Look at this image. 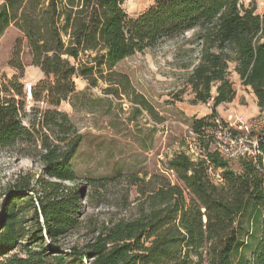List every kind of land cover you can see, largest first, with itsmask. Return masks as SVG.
Segmentation results:
<instances>
[{
    "label": "trees",
    "instance_id": "obj_1",
    "mask_svg": "<svg viewBox=\"0 0 264 264\" xmlns=\"http://www.w3.org/2000/svg\"><path fill=\"white\" fill-rule=\"evenodd\" d=\"M125 1L0 0V38L11 26L24 36L31 65L45 76L31 97L44 93L54 107L26 125L22 83L16 75L0 80V150L20 146L42 167L37 177L17 178L0 203V264H264V143L238 170L210 148L216 120L226 124L216 108L236 96L232 70L264 107L263 17L239 0H153L131 17ZM189 31L200 47L188 79L192 101H213L210 114L190 121L202 154L175 152L148 179L117 173L81 182L72 159L82 135L57 109L76 95L74 79L111 85L120 61ZM21 53L17 40L10 65L20 75ZM102 206L123 213L83 219L84 208ZM82 227L83 241L64 248Z\"/></svg>",
    "mask_w": 264,
    "mask_h": 264
},
{
    "label": "rangeland",
    "instance_id": "obj_2",
    "mask_svg": "<svg viewBox=\"0 0 264 264\" xmlns=\"http://www.w3.org/2000/svg\"><path fill=\"white\" fill-rule=\"evenodd\" d=\"M239 1L245 7L256 6V13L263 17L264 24V0ZM152 3L153 0H126L123 8L129 16L135 17ZM192 34L189 31L177 38L162 41L151 49L120 61L113 69L111 85L108 81L98 80L96 86H90L82 78L74 79L76 95L63 101L57 109L68 114L82 135V142L72 159V167L81 182L85 178L117 173H136L148 179L153 173L164 169L167 159L175 152L185 151L191 157L202 154L201 143L192 134L190 121L210 114L213 101H192L193 93L188 79L200 52ZM17 40L22 45V75L10 65ZM232 68L233 65L230 70ZM14 75L22 83L26 95L24 124L28 125L29 118L37 111L54 109L42 101L44 93H41L38 101L33 96L30 99L27 97L26 86L31 84L32 92L40 91V81L45 76L39 67L31 65L26 39L11 26L0 38V80ZM232 76L230 73V79L235 84ZM236 90L247 94L248 102L242 97L238 103L242 109L249 111V92L238 87ZM139 100H144L150 109H145L138 103ZM222 111L227 115L226 119L222 118L225 123H234L237 116L250 118L249 114L238 112L231 105ZM229 163L233 169H239L238 161ZM41 168L37 155L25 156L20 146L1 149L0 203L17 178L25 175L37 177L42 172ZM218 174L219 171H212L215 179L219 177ZM168 176L173 179L170 173ZM115 191V188L110 189V198L116 195ZM136 195L133 189L130 198L134 199ZM84 212L85 220L92 215L103 220L112 214L120 216L123 213L108 206L84 208ZM87 235V228L82 227L61 242L64 248H69L74 243L82 242Z\"/></svg>",
    "mask_w": 264,
    "mask_h": 264
},
{
    "label": "built area",
    "instance_id": "obj_3",
    "mask_svg": "<svg viewBox=\"0 0 264 264\" xmlns=\"http://www.w3.org/2000/svg\"><path fill=\"white\" fill-rule=\"evenodd\" d=\"M31 92L32 85L28 84L26 93L29 99ZM216 124L211 131V146L223 158L234 162L254 158L259 153L260 143H264V109L248 119L237 116L234 123L223 125L216 120Z\"/></svg>",
    "mask_w": 264,
    "mask_h": 264
},
{
    "label": "crops",
    "instance_id": "obj_4",
    "mask_svg": "<svg viewBox=\"0 0 264 264\" xmlns=\"http://www.w3.org/2000/svg\"><path fill=\"white\" fill-rule=\"evenodd\" d=\"M231 74L233 75L232 77H233V80L235 82L234 87L236 86V83H237L238 85L236 87L242 88L243 90H247L249 92V111H246L245 109H242V106L239 105V103H238V100L240 98H242V97L245 98L246 102H248V100L246 98L247 94H244L243 93L244 91L236 90V87H235V90H236L235 98L233 99L232 102L220 104L216 108L218 114L221 115V118L226 119L227 115L225 116V114L223 113L222 110H223L224 107H226L228 105L229 106L231 105V106H234V109L237 110L238 112H243L244 114H249V117H252V116L256 115L261 110V108L257 104L256 96L254 95V93L252 92L250 87H244V86H242L240 84L239 77L233 70H232ZM263 109H264V107H263Z\"/></svg>",
    "mask_w": 264,
    "mask_h": 264
}]
</instances>
